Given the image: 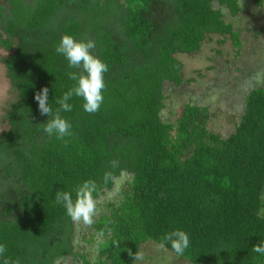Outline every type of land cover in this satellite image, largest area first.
<instances>
[{"label": "trees", "instance_id": "1", "mask_svg": "<svg viewBox=\"0 0 264 264\" xmlns=\"http://www.w3.org/2000/svg\"><path fill=\"white\" fill-rule=\"evenodd\" d=\"M4 1L0 48L8 53L3 63L17 93L8 130L0 134L5 255L17 264H55L63 257H73L72 264H134L129 251L180 229L190 247L179 258L190 264H264L252 251L264 241V88L248 93L225 138L208 130L206 108L186 105L174 125L161 116L163 83H182L175 54L197 52L208 35L241 47L239 32L221 12L235 16L237 0H172L174 15L161 33L145 15L163 0ZM63 35L94 40L91 52L109 70L100 109L87 113L74 96L72 111L60 112L72 135L58 140L44 133L48 117L34 97L47 88L56 112V101L75 85L67 73H82L56 53ZM123 173L131 179L119 200L90 225L99 238L91 262L74 252L76 222L55 203V192L91 180L98 199Z\"/></svg>", "mask_w": 264, "mask_h": 264}, {"label": "rangeland", "instance_id": "2", "mask_svg": "<svg viewBox=\"0 0 264 264\" xmlns=\"http://www.w3.org/2000/svg\"><path fill=\"white\" fill-rule=\"evenodd\" d=\"M237 5L239 12L235 16L224 7L221 12L223 21L240 34L239 49L227 36L208 35L197 52L173 56L181 65L182 83L176 86L164 82L162 85L164 109L161 116L166 124L174 125L184 107L190 104L206 108L210 114L208 130L225 138L239 123L248 93L264 88V0L262 7L255 0H237ZM4 6L5 1L0 0V9ZM214 6L218 7L217 4ZM173 15L172 0H163L153 4L145 17L154 23L155 31L161 33ZM111 30L114 38L120 41L115 25ZM7 56L8 53L0 48V134L8 130L6 115L17 101V93L10 85L3 63ZM130 179V174L123 173L114 181L111 190L96 199L97 213L93 221L106 210L108 203L119 200L122 188ZM90 225L76 222L74 252L94 262L99 238L93 235ZM140 251L145 255L144 264H190L166 249H158L152 242L143 244ZM72 262L73 257H63L55 264ZM74 264L82 262L79 260Z\"/></svg>", "mask_w": 264, "mask_h": 264}, {"label": "clouds", "instance_id": "3", "mask_svg": "<svg viewBox=\"0 0 264 264\" xmlns=\"http://www.w3.org/2000/svg\"><path fill=\"white\" fill-rule=\"evenodd\" d=\"M94 40L81 41L72 35H63L55 48L57 54L62 55L68 62L69 68L82 69L81 74L76 72L67 73L75 85L56 101L59 109L54 112L49 104L48 89L42 88L34 97L38 109L42 115L48 117L47 123H43V131L48 136H54L58 140L72 135V125L60 112L72 111V104L69 101L75 96L82 98L85 112L94 114L103 103L102 90L105 88L104 74L108 72V66L91 52L96 48ZM49 117H51L49 119ZM115 165V162H113ZM96 184L94 181H84L72 191L58 190L55 192V203L61 205L65 214L74 222L90 225L97 213V201L94 198ZM118 244V243H117ZM116 244V245H117ZM170 246L171 251L182 257L190 247L189 235L180 229L166 233L156 245L158 249H165ZM99 247V243L97 244ZM6 246L0 243V264H17L5 255ZM252 251L258 256H264V241L253 246ZM135 264H144L145 255L142 251L134 254L129 251Z\"/></svg>", "mask_w": 264, "mask_h": 264}]
</instances>
